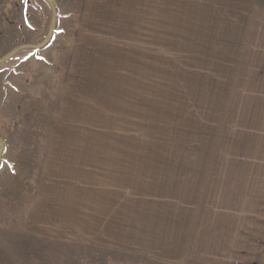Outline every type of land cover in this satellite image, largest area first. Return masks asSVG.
I'll list each match as a JSON object with an SVG mask.
<instances>
[{"label":"rangeland","instance_id":"374dc122","mask_svg":"<svg viewBox=\"0 0 264 264\" xmlns=\"http://www.w3.org/2000/svg\"><path fill=\"white\" fill-rule=\"evenodd\" d=\"M91 1L98 0H0V264H257L264 248V132L259 123L264 110V0L126 2L142 20L139 27L145 31L136 37L141 44H147L154 29L146 4L161 10L155 20L157 48L168 49L160 38L163 31L187 30L185 42L172 39L179 44L172 47L178 53L167 63L174 66L202 63L193 54L206 49L205 39L194 32L209 37L213 17L231 24L236 19L230 12L245 19L242 43L248 49L256 46L255 56L260 55L248 74L258 82L246 88L240 84V69L253 58L248 51L244 57L239 47L234 63L212 60L202 63L207 67L158 68L157 84L141 86L142 92L152 93L156 108V119H141L142 160L172 159L167 176L142 173V203L171 206L172 232L182 233L183 243L147 245V250L125 251L123 257L110 254L109 260H119L107 262V254H97L83 242L36 228L38 189L46 182L45 153L53 130L57 124L85 127L75 119L74 124L59 122L63 91L54 95L57 88L49 81L55 77L61 88L68 82L79 34L92 28L86 27ZM137 8L144 11L136 13ZM121 40L124 46L126 39ZM86 47L99 48L94 41ZM144 112L150 114L147 108ZM161 254L165 259L159 261Z\"/></svg>","mask_w":264,"mask_h":264},{"label":"crops","instance_id":"0c3cea01","mask_svg":"<svg viewBox=\"0 0 264 264\" xmlns=\"http://www.w3.org/2000/svg\"><path fill=\"white\" fill-rule=\"evenodd\" d=\"M126 2L128 0L91 1V15L88 16L86 27L89 24V29L92 28L89 32L79 34L82 40L74 48L66 87L61 88L58 79L50 77L53 81H49V84L57 88L54 95L58 96L63 91L64 107L59 112L57 110L59 122L70 123L75 119L83 122L85 127L57 124L53 130L45 153L46 182L39 185L40 195L33 218L38 231L83 242L95 253L107 254V262L119 260L118 257L109 260L110 254L123 257L125 251L147 250V245L183 243L182 233L172 232L174 218L171 206L142 203V173L148 176H167L168 166L172 165L169 161L172 159H149L144 156L148 159L142 160L141 119L142 116H148L149 121L150 118L156 119V108L152 105V93L142 92L141 86L157 84L158 68H195L198 64L207 67L202 63L212 60L234 63L239 47L244 57L248 51L253 58L240 69L243 77L240 84L246 88L258 82L256 76L248 74L253 69L251 66L255 65L253 62L260 57L255 56L256 46L248 49L242 43L244 36L240 34L245 19L237 18L236 14L230 12V16L236 19L231 24L230 19L213 17L214 33L209 37L199 31L194 32V37L199 35L205 39L203 44L206 49L193 54L195 59H203L202 63H185L180 66L169 64L167 61L178 53L172 47H179V44L172 43V39L185 42L189 39L187 30L180 34H174L170 29L163 31L160 38L166 41L168 49L157 48L155 20L161 10L157 11L155 3L146 4L145 10L155 18L154 29L153 34L146 39L147 44H141V40L136 37L145 31L139 27L138 22L142 20L134 17L133 5L126 7ZM142 11L137 8L136 13ZM172 11L170 7L169 20ZM92 17H97L96 24L90 23ZM117 22H122L124 27L113 29L110 23ZM98 37L100 39L96 40ZM123 38L126 39L124 46L121 44ZM219 39L223 48L217 43ZM92 41L99 48L90 51L86 45ZM206 42H211V45ZM217 53L224 55L218 58ZM79 70L81 73L76 75ZM142 79L147 81L143 82ZM145 108L150 110L149 115L144 112ZM49 112L47 110L45 114ZM262 115L259 123L264 132V110ZM261 150L264 151L263 139ZM263 240L264 236L260 243ZM102 258L94 259L102 261ZM163 259L164 255L161 254L159 261ZM257 264H264V248L259 252Z\"/></svg>","mask_w":264,"mask_h":264}]
</instances>
